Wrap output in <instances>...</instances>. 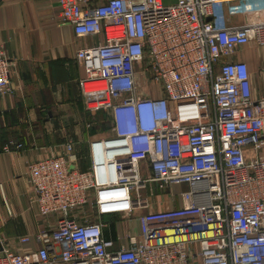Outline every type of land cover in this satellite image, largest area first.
<instances>
[{"label": "built area", "instance_id": "1", "mask_svg": "<svg viewBox=\"0 0 264 264\" xmlns=\"http://www.w3.org/2000/svg\"><path fill=\"white\" fill-rule=\"evenodd\" d=\"M49 1L77 38H103L76 57L86 109L102 116L87 127L107 135L92 136L88 171L72 140L30 164L39 217L57 225L19 238L37 245L25 254L0 231V264H264V65L255 97L235 60L264 49V0ZM13 67L0 48V96Z\"/></svg>", "mask_w": 264, "mask_h": 264}, {"label": "crops", "instance_id": "2", "mask_svg": "<svg viewBox=\"0 0 264 264\" xmlns=\"http://www.w3.org/2000/svg\"><path fill=\"white\" fill-rule=\"evenodd\" d=\"M102 39L77 38L73 27L62 22L55 2L0 0V48L14 62L11 92L0 96V231L20 254L37 245L32 241L19 246V238L49 232L58 220V216L39 217L28 182L30 164L66 154L71 140L73 166L86 171L92 164L90 141L102 131L87 127L96 116L88 113L84 104L79 83L86 73L76 56L79 50L99 45ZM235 60L248 64L253 93L258 97L263 86L258 72L264 65V49L247 45ZM103 132L99 134L102 138L107 135ZM11 142L23 148L6 152ZM175 206H180V201L157 210ZM115 221L116 233L122 234L124 229L118 228V219ZM134 229L138 235L136 220ZM105 234L112 236L108 231Z\"/></svg>", "mask_w": 264, "mask_h": 264}, {"label": "trees", "instance_id": "3", "mask_svg": "<svg viewBox=\"0 0 264 264\" xmlns=\"http://www.w3.org/2000/svg\"><path fill=\"white\" fill-rule=\"evenodd\" d=\"M101 118H102V116L101 115H97L96 116V118H95V121H97L98 123H101L102 121H101ZM101 130H99V131H104L105 130V125L104 124H101ZM98 130V127L97 128H95L93 131H97ZM86 171H88V169L86 170ZM111 220V223H112V226L115 228V219H112V218H106L105 219V221H110Z\"/></svg>", "mask_w": 264, "mask_h": 264}, {"label": "rangeland", "instance_id": "4", "mask_svg": "<svg viewBox=\"0 0 264 264\" xmlns=\"http://www.w3.org/2000/svg\"><path fill=\"white\" fill-rule=\"evenodd\" d=\"M103 133H104V132H103ZM185 189H186V186H185V187H184V186H183V187H174V190H175L174 192H175V194L177 195V194H180V193H181L182 191H184ZM119 221H120V219H118V223H117V224L119 225L118 228H119V229H122V227H124L123 225H125V224H124V223L120 224Z\"/></svg>", "mask_w": 264, "mask_h": 264}]
</instances>
